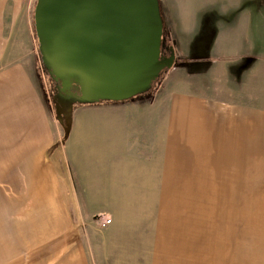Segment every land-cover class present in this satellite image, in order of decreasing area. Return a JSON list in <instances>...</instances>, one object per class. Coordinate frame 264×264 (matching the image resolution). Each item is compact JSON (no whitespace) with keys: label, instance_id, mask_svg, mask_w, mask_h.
Wrapping results in <instances>:
<instances>
[{"label":"crops","instance_id":"0c3cea01","mask_svg":"<svg viewBox=\"0 0 264 264\" xmlns=\"http://www.w3.org/2000/svg\"><path fill=\"white\" fill-rule=\"evenodd\" d=\"M21 2L0 0V12ZM197 11L224 15L172 28L175 63L145 94L73 105L64 136L34 83V102L20 111L25 119H4L0 135L12 140L0 148L19 165L0 166L1 173L26 164L34 171V264H191L182 257L200 258L199 250L215 256V210L228 219L230 200L240 204L246 188V157L263 154L264 110L247 96L248 78L261 75L252 67L264 60V5L240 0ZM233 11L237 20L227 15ZM7 87L1 93L0 85L4 113ZM241 165L242 182L238 175L218 185L234 188L227 199L216 191L215 171L240 174ZM183 186L194 204L192 244L177 226ZM95 214L94 225H83ZM205 241L210 248L198 249Z\"/></svg>","mask_w":264,"mask_h":264},{"label":"rangeland","instance_id":"374dc122","mask_svg":"<svg viewBox=\"0 0 264 264\" xmlns=\"http://www.w3.org/2000/svg\"><path fill=\"white\" fill-rule=\"evenodd\" d=\"M35 1L22 0L21 6H17L12 13L0 12V85L1 93L2 88L4 90L5 86H8L7 95L9 102H11L10 105L5 107L6 113L0 112V128L3 127L5 118H7V122H10L9 117L16 121H20V118L25 119L24 116L21 117L20 111L24 105H30L31 102H34L35 83L47 103L50 115L54 117L55 122L58 123L59 131H61L62 126L58 117L61 116L67 119L69 107L85 102L75 99L64 102V100L57 97L58 95H54L51 78L45 71L34 32L33 8ZM256 1L264 5V0ZM251 2L254 3L255 0H251ZM239 3L240 0H158L163 22L164 35L162 42L166 45L170 44L174 48V37L171 31L172 28L174 32L178 29L181 30L184 25L183 20L188 22L187 26H190L191 29L193 25V28H196L198 20H219L224 15L223 12H201L197 9L215 5H237ZM182 6H189L190 9L196 10L182 11ZM237 14L238 12L233 11L227 15L237 20ZM219 24L221 28L228 25V23L222 21ZM204 26L206 30L207 24ZM195 31L197 33L198 29ZM262 31L264 32V28ZM167 34L169 38H167ZM252 68H257L261 75L257 74L248 78V81L250 79L252 82L253 90L250 92L251 94L248 92L247 99L248 102L262 106L264 110V60L258 61L257 66ZM260 78H262L261 83L259 82ZM157 80L151 84V87L154 86ZM146 92L137 93L132 97ZM15 94H17V97L13 101L12 96ZM58 106L62 107H59L58 110ZM19 128L20 131L23 130L22 134L24 135L27 131L25 127L21 125ZM2 137L0 135V146L5 142L11 146L10 141L12 138ZM60 145L59 142L58 146L60 147ZM7 151L0 148V166L17 167L19 164L13 159L9 164L10 155ZM262 151L263 154H260L259 157H255V155L246 157V178L243 180L246 183V188H243L244 193L242 194L241 203L238 204L234 200H230L231 205L228 206V210L231 215L225 217L228 219L222 218L223 215L228 214L217 213L215 210V219L213 220L216 231L215 256L210 251L201 252L199 250L200 258L198 255L192 254L187 257L183 256L182 261L185 259L187 260L185 262H191V264H264V127ZM24 157L26 162L32 158L30 155ZM29 169H31V166L26 164L25 167L14 169V171L6 174L5 172L2 174L0 170V264H34V171L31 172ZM190 174L187 171L181 173L183 179H188ZM238 175L239 180L242 182V165L240 174L237 171L235 174H231L226 170L215 171L216 191L221 192L228 199V196L234 192V188L219 187L218 185L222 183L223 185L225 183L229 184L232 179L238 180ZM190 189L192 190L191 187ZM178 191H182L177 194V200L179 202L181 199L182 205L177 226L181 227L182 235L184 238L188 237V243L192 244L191 236L194 231L187 228L190 223L188 218L189 216L192 218L194 211L192 195L185 186ZM220 205L222 204H216V207L219 206L222 210H226L225 207L222 208ZM237 211L242 212L241 219L240 216L235 214ZM95 216L96 214L87 220H83V225H86V223L94 225ZM204 228H206V225ZM180 240L182 241V244L180 243L182 253L186 250V246L185 241ZM200 247L210 248L206 241L202 246L198 245V249ZM208 256H211V258Z\"/></svg>","mask_w":264,"mask_h":264},{"label":"water","instance_id":"95a60500","mask_svg":"<svg viewBox=\"0 0 264 264\" xmlns=\"http://www.w3.org/2000/svg\"><path fill=\"white\" fill-rule=\"evenodd\" d=\"M33 25L43 65L80 102L131 98L175 63L172 46L160 57L158 0H36Z\"/></svg>","mask_w":264,"mask_h":264},{"label":"flooded vegetation","instance_id":"af4514ba","mask_svg":"<svg viewBox=\"0 0 264 264\" xmlns=\"http://www.w3.org/2000/svg\"><path fill=\"white\" fill-rule=\"evenodd\" d=\"M170 52L171 51L168 49V47H166L163 44L162 48L160 49V57L162 58L168 57ZM44 68L51 78V83L53 85L52 89L53 92H55V94L53 93L54 95L56 96L58 95L57 97L64 100V102L70 101L78 96L77 95L78 92L75 87L76 84L74 82H72L71 84L67 83L65 78L60 79L58 75L55 73V71L52 70L50 67L44 66Z\"/></svg>","mask_w":264,"mask_h":264},{"label":"trees","instance_id":"16d2710c","mask_svg":"<svg viewBox=\"0 0 264 264\" xmlns=\"http://www.w3.org/2000/svg\"><path fill=\"white\" fill-rule=\"evenodd\" d=\"M164 35V34H163ZM165 38V37H164ZM167 38H169L168 37V34H167ZM166 47H171L172 45H170V44H164ZM172 48H173V46H172ZM177 62H183V61H177ZM162 78V76L157 80V84H159L160 83V79ZM59 107H62V106H58L57 107V109L59 110ZM72 109H73V106H71V107H69V112L67 113V116H66V118L67 119H64L63 117H61V116H59L58 117V120H59V123H60V125L62 126V130H63V135L65 136L67 133H68V131H69V124H70V119H71V113H72ZM64 110V109H63Z\"/></svg>","mask_w":264,"mask_h":264}]
</instances>
